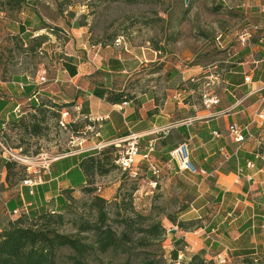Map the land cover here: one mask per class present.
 <instances>
[{
    "label": "crops",
    "instance_id": "obj_1",
    "mask_svg": "<svg viewBox=\"0 0 264 264\" xmlns=\"http://www.w3.org/2000/svg\"><path fill=\"white\" fill-rule=\"evenodd\" d=\"M3 1L0 0V26L4 23L7 32L20 39L24 47L41 39L43 43L34 53L47 56L49 63L44 60L32 77L18 75L11 82L0 78V136H11L12 122L21 121L31 111L35 112L33 107L45 104L56 105L62 112L70 111L68 122L78 132L64 131L58 123L69 140L90 124L100 130L98 137H89L86 146H110L138 135L142 153L154 147L152 160L161 174H166V168L174 161L171 153L186 143L190 161L197 170L188 174L196 179L199 192L197 209L189 213L193 219L208 220L185 234L186 252L204 253L208 260L220 254L232 260L248 257L262 260L264 160L259 154L264 148V123L258 120V115L264 112V0H239L243 8L230 17L240 22L237 31L226 32L212 45L223 56L222 61L207 67L198 63L183 66L179 62L170 70L162 65L164 60H158L161 48L157 53L129 50L115 42L93 46L87 43L86 28L55 33L26 0L23 10L17 12V19L8 21L2 10ZM222 1L226 5L231 0ZM187 19L188 16L182 19L180 15L174 22L180 25ZM246 24H257L260 28L253 40L242 46L238 37ZM44 72L47 84L40 82ZM193 78L195 82H191ZM211 88L220 101L212 111L202 105L203 94ZM181 90L186 92L183 101L175 98ZM106 93H123L131 99L113 104L106 99L107 95L104 98L98 95ZM91 119L101 121L95 123ZM189 119L195 122L184 124ZM232 124L248 128L243 144L230 139L228 128ZM96 152L53 161L48 172L35 178L33 188L23 181L7 182V170L2 166L0 233L21 214L37 215L59 209L66 190H74L75 197L80 195L87 184L80 164L86 154ZM0 158L5 160L3 155ZM138 163V177L144 172L151 173L141 157ZM105 177L96 180L98 193L107 200L116 198L122 179L117 178L106 188L100 183ZM14 211L20 214L14 215Z\"/></svg>",
    "mask_w": 264,
    "mask_h": 264
},
{
    "label": "rangeland",
    "instance_id": "obj_2",
    "mask_svg": "<svg viewBox=\"0 0 264 264\" xmlns=\"http://www.w3.org/2000/svg\"><path fill=\"white\" fill-rule=\"evenodd\" d=\"M26 1L34 7L32 10L45 20V25L53 28L55 33L63 31V29L69 31L71 28H86L89 40L87 43L93 46L110 44L120 39L122 41L120 45L129 50L141 51V49H145L157 53L160 52V48L166 50L165 53L161 50L162 55L158 54V60H164L162 65L167 66L168 70L174 68L175 64L179 62L183 66L198 63L207 67L216 61H222L223 56L217 54L212 45L216 38L224 37L226 32L237 31L240 22L232 20L230 17L234 14L238 15L235 12L241 10L239 8H243L240 7L243 4L239 3V0L228 1L226 5L222 0H192V7L187 13L188 19L178 25L174 21L185 11L187 7L185 0ZM221 4L224 5L223 9H220ZM4 12H6L5 18L8 21L17 19V11L11 9ZM253 27L260 28L257 24H246L243 25L241 31ZM169 40L171 41L168 45ZM29 48L30 44L28 47H24V43L7 32L6 25L2 23L0 26V78L3 81L11 82L18 75L32 77L34 71L44 60L49 63L47 56H41L38 52L36 55ZM212 92L211 88L210 93ZM44 128L41 142L31 137L23 142L17 130L7 137L8 142L12 147L22 145L30 152L41 150L50 156H59L69 150L77 149L74 146L72 148L71 139L69 140L65 132L58 126L55 127L50 118L47 119ZM0 155L2 156L1 150ZM3 161L5 160L0 158V170ZM170 168H166V174L164 172L160 174V182L156 189H151L149 186V182L154 180L151 173L144 172L142 176L133 178L121 169L114 170L100 183L107 188L109 183H113L117 178H125L123 193L126 188L135 184L138 190L134 194L133 200L137 210L145 215L153 213L154 218L159 220L167 230L165 241L159 246H154L153 250L172 264L170 253L175 249L174 236L176 235L180 240L186 236L187 232H192L207 224L208 220L193 219L192 213H189L196 211L195 201L199 195L194 176L181 173L175 161L170 163ZM143 179H147L146 182H143ZM76 198L83 201L86 197L80 194ZM114 199L112 197L109 201L112 202ZM191 206L194 210L191 209ZM182 209H185L184 213H182ZM169 216L177 218L178 221H185L188 229L184 232L180 230L168 219ZM66 231L73 232L70 228H67ZM187 254V252H180L178 260L180 262L187 260ZM100 259V261H96V264H125L126 262V259L114 258L112 255L102 256ZM229 259L228 264H241L243 261L241 259L232 260L231 257ZM254 261L264 264V255L262 260Z\"/></svg>",
    "mask_w": 264,
    "mask_h": 264
},
{
    "label": "trees",
    "instance_id": "obj_3",
    "mask_svg": "<svg viewBox=\"0 0 264 264\" xmlns=\"http://www.w3.org/2000/svg\"><path fill=\"white\" fill-rule=\"evenodd\" d=\"M133 0H130L132 2ZM186 4V2H185ZM3 11L20 12L25 0H4ZM192 0L184 12L182 19L188 16ZM116 42V41H115ZM42 40L30 45V51L36 52ZM97 94V92H96ZM113 103H123L131 99L123 93L98 94ZM35 112L28 113L21 121L12 122L11 131H19L20 139L26 142L28 137L41 138L47 119L58 126L61 118L60 107L40 104L33 107ZM69 129L77 133L76 126L69 124ZM7 135L0 137L8 142ZM21 150L28 157H37L43 152H30L22 145L13 147ZM119 147L110 145L93 154H86L80 164L86 176L87 184L81 189L85 200L79 201L74 190L64 191L65 200L60 202L57 210L44 211L37 215L21 214L2 228L0 233V264H96L100 257L112 255L114 258L126 259L125 264H170L164 257L154 252L153 247L165 241L167 230L153 213L145 215L137 210L133 196L137 192L135 184L126 188L125 178L114 201H109L98 193L96 186L98 177L109 176L120 169L117 164ZM3 167L7 170V182L15 184L26 178L25 168L5 160ZM128 174V173H127ZM182 213L185 209L181 210ZM183 232L188 229L185 221L168 217ZM70 228L73 232H67ZM175 249L171 250L172 264H215L208 260L204 253L188 255V259L180 262L179 253H186L184 237L180 240L174 236ZM241 264H261L246 258Z\"/></svg>",
    "mask_w": 264,
    "mask_h": 264
},
{
    "label": "built area",
    "instance_id": "obj_4",
    "mask_svg": "<svg viewBox=\"0 0 264 264\" xmlns=\"http://www.w3.org/2000/svg\"><path fill=\"white\" fill-rule=\"evenodd\" d=\"M258 32L257 27L253 28H246L241 32V34L238 37V41L242 46H247L254 38L255 33ZM222 37L217 38L218 41H220ZM121 40L117 39L116 44L120 45ZM211 79H213V76H210ZM196 79L193 78L191 82H195ZM40 82L43 84H47V74L44 72L40 77ZM247 82H249V78H247ZM211 87V84H210ZM186 97V92L184 90L178 91L175 95V98L177 100L183 101ZM220 101L217 96L210 92H205L202 96V105L204 109L212 111L214 108H216L219 105ZM127 103H125L126 105ZM72 114L69 110L65 109L61 113V119L59 121V126L64 131H69V122L68 119L70 118ZM258 120L264 123V112L258 115ZM101 119H91V122L98 123ZM195 122L194 119H189L184 124L186 125H192ZM248 130L247 127L241 128L235 124H232L228 128V133L230 139L235 142L236 144H243L245 142V136L244 132ZM99 131L97 130L96 126L94 124L88 125L85 129H83L81 132H79L77 135L71 136V146L73 148L77 147L76 150L72 149L68 153L64 155L59 156H50L49 154L43 152L37 157H28L22 154L21 150L15 149L12 146H10L9 142L4 141L3 139H0V150L5 158V160L10 161L18 164L19 166H22L25 168L26 172V178L23 181V184L25 186H28L30 188H33L35 185V178L39 176L42 172H48L51 167V163L53 161H56L62 157L73 155L74 154H84L88 153L94 150H103L108 145H99L96 147H89L86 146L89 137L99 136ZM1 137V136H0ZM114 145L118 148L119 147V153L118 158L116 161L117 166L123 171L127 172L130 176L133 178H137L139 176V172L137 169L138 158L141 157V161L148 163L149 171L153 174L154 180H151L149 182V186L151 189H156L160 182V174L161 170L153 162L152 160V154L154 152V147H150L145 153H142L141 147H140V137L138 135H131L127 138H124L122 140H119L114 143ZM171 158L177 163L178 169L181 173H197V170L194 168L193 163L190 161V152L188 144L184 143L179 146V148L175 149L171 153ZM259 158L264 160V148L263 151L259 154ZM251 166V164H249ZM192 209V206H191ZM194 210V208L192 209ZM14 215H19V211H14ZM186 250V249H185ZM181 258V257H180ZM228 257L224 256L223 254L217 255L213 261L215 264H228Z\"/></svg>",
    "mask_w": 264,
    "mask_h": 264
},
{
    "label": "water",
    "instance_id": "obj_5",
    "mask_svg": "<svg viewBox=\"0 0 264 264\" xmlns=\"http://www.w3.org/2000/svg\"><path fill=\"white\" fill-rule=\"evenodd\" d=\"M185 2L188 4L190 2V0H185Z\"/></svg>",
    "mask_w": 264,
    "mask_h": 264
}]
</instances>
